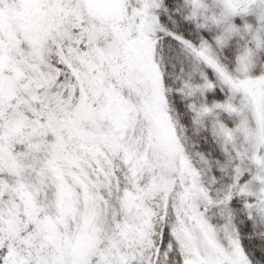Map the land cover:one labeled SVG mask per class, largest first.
Instances as JSON below:
<instances>
[{
	"label": "snow or ice",
	"instance_id": "1",
	"mask_svg": "<svg viewBox=\"0 0 264 264\" xmlns=\"http://www.w3.org/2000/svg\"><path fill=\"white\" fill-rule=\"evenodd\" d=\"M0 264H264V0H0Z\"/></svg>",
	"mask_w": 264,
	"mask_h": 264
}]
</instances>
